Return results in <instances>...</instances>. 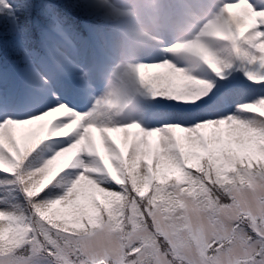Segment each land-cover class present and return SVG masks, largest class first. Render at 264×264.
<instances>
[{
	"label": "snow or ice",
	"instance_id": "1",
	"mask_svg": "<svg viewBox=\"0 0 264 264\" xmlns=\"http://www.w3.org/2000/svg\"><path fill=\"white\" fill-rule=\"evenodd\" d=\"M104 3L0 0V264H264V0L138 65L128 123L89 106Z\"/></svg>",
	"mask_w": 264,
	"mask_h": 264
},
{
	"label": "rangeland",
	"instance_id": "2",
	"mask_svg": "<svg viewBox=\"0 0 264 264\" xmlns=\"http://www.w3.org/2000/svg\"><path fill=\"white\" fill-rule=\"evenodd\" d=\"M147 2L149 9L155 15L157 28H153L145 22L138 0H105L101 8H106L115 15L135 16L136 23L130 27L129 33L153 40L154 47L161 51L166 49L165 58L188 67H192L195 63L191 56L184 51L189 45L201 42L215 49L225 43L213 36L210 31V26L216 22L214 17L218 15V11L222 7V0H207V2L200 0L198 3H193L191 0H180L179 2L170 0L169 6L162 0H147ZM166 24L172 30L175 38L173 41L167 38L169 32L166 31ZM186 24L197 28V32H193L191 35L184 33L186 28L183 25ZM153 35L159 36L161 42ZM121 48L120 44L115 43L112 49L113 54L111 53L108 60H103L98 64L90 78L89 100L91 99L92 102L89 103V106L90 109L95 108L101 114L102 120L110 119L119 123H128L139 118V109L143 105L136 109L131 118H126L122 107L114 108L110 104L122 99V92L128 87L129 68H136L142 63L158 58L140 50L142 54L138 53L139 57L135 55L136 60L131 58V63L125 62L122 61V56L120 57ZM103 78L105 79L101 84Z\"/></svg>",
	"mask_w": 264,
	"mask_h": 264
},
{
	"label": "trees",
	"instance_id": "3",
	"mask_svg": "<svg viewBox=\"0 0 264 264\" xmlns=\"http://www.w3.org/2000/svg\"><path fill=\"white\" fill-rule=\"evenodd\" d=\"M101 11V15H102V17H108V16H110L109 14H108V12L107 11H105V10H100ZM7 38H4V40H6ZM2 44V46H3V48H4V50H5V52H6V54L10 57V58H12V54H11V51H10V48H9V46L7 45V43H1ZM0 59H3L2 57H1V54H0ZM4 60V59H3Z\"/></svg>",
	"mask_w": 264,
	"mask_h": 264
}]
</instances>
